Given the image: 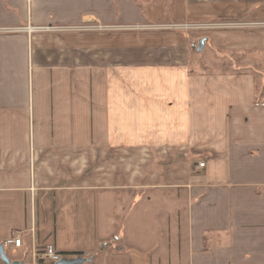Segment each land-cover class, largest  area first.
<instances>
[{
	"label": "crops",
	"instance_id": "0c3cea01",
	"mask_svg": "<svg viewBox=\"0 0 264 264\" xmlns=\"http://www.w3.org/2000/svg\"><path fill=\"white\" fill-rule=\"evenodd\" d=\"M231 16L264 22V0H0L12 264H57L47 246L85 264H264V80L194 74L173 32L54 31ZM212 38L264 55V30Z\"/></svg>",
	"mask_w": 264,
	"mask_h": 264
},
{
	"label": "rangeland",
	"instance_id": "374dc122",
	"mask_svg": "<svg viewBox=\"0 0 264 264\" xmlns=\"http://www.w3.org/2000/svg\"><path fill=\"white\" fill-rule=\"evenodd\" d=\"M80 27H95L93 33H156V32H173L185 43L188 50L192 52L191 62L194 67L192 72L197 75H205L212 78H221L228 80L229 78L252 77L257 84H262L264 80V55L253 54V51H235L219 45L212 36L214 33L220 32H254L264 30V22L256 20L240 19L236 16L230 18H213L211 21L193 23H176V24H144L142 26H101L84 25ZM57 29V28H56ZM62 32H67L65 28H61ZM77 32H87L76 30ZM204 37H208L209 42L205 51H199L200 42ZM195 46V48H194ZM255 53V51H254ZM255 58V59H253ZM197 158H201L198 157ZM205 162L202 158L197 164L198 168L201 163ZM206 165V162H205ZM203 169V168H200ZM229 233L221 232L220 234H212L210 240L213 247L223 246L225 241L229 240ZM228 238V239H227ZM227 239V240H226ZM229 242V241H228Z\"/></svg>",
	"mask_w": 264,
	"mask_h": 264
},
{
	"label": "built area",
	"instance_id": "2783aa9c",
	"mask_svg": "<svg viewBox=\"0 0 264 264\" xmlns=\"http://www.w3.org/2000/svg\"><path fill=\"white\" fill-rule=\"evenodd\" d=\"M95 27H78V28H65L66 31H76V30H81V31H93ZM61 28H57L54 31H60ZM200 168H205V162L201 163L199 165ZM4 248L9 247V246H14L15 248L19 249L22 246V239L19 236H15L9 240H7L3 244ZM42 260L52 262V263H58L62 260H69L67 256L62 255L58 253L55 248L52 246H47L43 249V251L40 254Z\"/></svg>",
	"mask_w": 264,
	"mask_h": 264
},
{
	"label": "water",
	"instance_id": "95a60500",
	"mask_svg": "<svg viewBox=\"0 0 264 264\" xmlns=\"http://www.w3.org/2000/svg\"><path fill=\"white\" fill-rule=\"evenodd\" d=\"M204 43H205L204 40H202L200 42V46H199V51L200 52L203 50ZM0 259L5 264H12L10 262V260L8 259L6 253H5V248H4L3 244L0 245ZM85 263H86V260L81 259V258H78V259L71 260V261H69V260H62V261L58 262L57 264H85Z\"/></svg>",
	"mask_w": 264,
	"mask_h": 264
}]
</instances>
